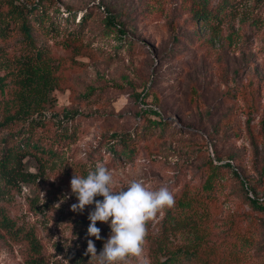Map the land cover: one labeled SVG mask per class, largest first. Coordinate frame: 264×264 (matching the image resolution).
I'll use <instances>...</instances> for the list:
<instances>
[{"label":"rangeland","instance_id":"rangeland-1","mask_svg":"<svg viewBox=\"0 0 264 264\" xmlns=\"http://www.w3.org/2000/svg\"><path fill=\"white\" fill-rule=\"evenodd\" d=\"M14 2L26 9L38 4V11L60 23L39 35L38 46L73 66L45 115L56 124L77 125L79 134L45 170L27 158L37 179L0 194V264H28L25 231H34L51 264H89L87 239L99 254L110 227L97 222L102 239L87 237L94 205L73 212L78 201L70 188L73 175L98 163L114 173V189L136 179L152 188L167 185L176 195L187 185L199 187L210 161L231 162L254 186L250 198L264 200V0ZM202 8H218L220 15L199 26ZM22 41L20 35L0 38V49L16 52ZM113 135H139L134 158L114 159L108 143ZM223 175L203 222L172 231L170 243L188 248L204 235L213 244L231 229L249 230L255 246L221 264H264V213L251 206L229 170ZM166 210L147 224L149 264ZM19 228V237L10 235ZM124 264L137 261L130 257Z\"/></svg>","mask_w":264,"mask_h":264},{"label":"trees","instance_id":"trees-1","mask_svg":"<svg viewBox=\"0 0 264 264\" xmlns=\"http://www.w3.org/2000/svg\"><path fill=\"white\" fill-rule=\"evenodd\" d=\"M38 10V4L26 9L18 6L14 0H0V38L8 41L13 35H20L24 43L16 52L0 49V194L21 190L23 185L37 179L38 176L26 167L27 158L34 159L45 170L50 163L61 159L60 148L65 149L78 139L77 125L71 126L64 121L56 124L45 115V111L55 103L52 94L64 84L73 64L68 65L66 59L57 58V61L49 50L38 46L39 35L60 28V23L56 24L55 20H50V16ZM219 15L218 8L211 11L202 8L196 14V20H200L196 24L202 26ZM78 41L77 37L70 44ZM166 124L164 121L158 122L164 129ZM56 125L58 128L53 129L52 126ZM138 137L113 135L108 143L114 159L122 161L134 158V145ZM81 166L84 168L83 164ZM226 170L240 181L251 206L264 213V200L250 198L254 186L241 179L231 162L218 165L210 161L199 187L187 185L174 195L175 205L166 210L161 223L162 236L156 240L151 264H221L239 251L255 246L256 239L252 238V233L239 228L231 229L219 243L212 244L204 235L188 248L170 243L172 231L185 227L197 228L203 222V213L219 192ZM88 172L81 168L84 177ZM3 225L10 228L12 223L6 220ZM20 230H10V235L17 233L19 237L22 234L31 255L28 264H51L42 256L43 244L34 231L19 234Z\"/></svg>","mask_w":264,"mask_h":264},{"label":"clouds","instance_id":"clouds-1","mask_svg":"<svg viewBox=\"0 0 264 264\" xmlns=\"http://www.w3.org/2000/svg\"><path fill=\"white\" fill-rule=\"evenodd\" d=\"M114 186V173L102 163L86 177L73 175L70 180L71 193L78 201L71 205V210L82 213L86 206L94 205L88 214L91 223L87 237L102 239L97 222L110 227L99 254L93 240L87 239L85 255H90L89 264L92 261L95 264H124L130 257L135 258L137 264H149L144 254L147 224L164 209L174 207V194L167 185L152 188L136 179L129 180L119 189ZM42 195L44 197L43 192ZM98 196L103 199L96 200Z\"/></svg>","mask_w":264,"mask_h":264}]
</instances>
